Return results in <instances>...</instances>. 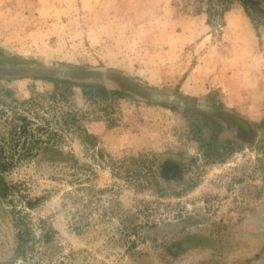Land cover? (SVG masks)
Returning a JSON list of instances; mask_svg holds the SVG:
<instances>
[{
  "label": "rangeland",
  "instance_id": "374dc122",
  "mask_svg": "<svg viewBox=\"0 0 264 264\" xmlns=\"http://www.w3.org/2000/svg\"><path fill=\"white\" fill-rule=\"evenodd\" d=\"M0 264H264V0H0Z\"/></svg>",
  "mask_w": 264,
  "mask_h": 264
}]
</instances>
